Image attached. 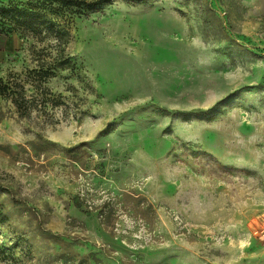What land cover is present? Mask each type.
Returning a JSON list of instances; mask_svg holds the SVG:
<instances>
[{
    "label": "rangeland",
    "instance_id": "374dc122",
    "mask_svg": "<svg viewBox=\"0 0 264 264\" xmlns=\"http://www.w3.org/2000/svg\"><path fill=\"white\" fill-rule=\"evenodd\" d=\"M31 1L74 66L0 98V264H264V0ZM17 34L4 80L59 47Z\"/></svg>",
    "mask_w": 264,
    "mask_h": 264
},
{
    "label": "trees",
    "instance_id": "16d2710c",
    "mask_svg": "<svg viewBox=\"0 0 264 264\" xmlns=\"http://www.w3.org/2000/svg\"><path fill=\"white\" fill-rule=\"evenodd\" d=\"M47 2H49L50 13L54 12V4L57 3L67 10L78 8V12L90 7L84 0H47ZM42 6L39 1H31L29 7L26 8H21L14 2L8 4L0 2V29L2 32L19 36L17 34L19 28L34 37H40L44 31H47L59 44L54 55L48 54L49 59L45 56L39 57L37 67L26 70L23 78L22 74L9 75L7 80L0 78V98L13 104L20 118L30 115L35 109L46 108L47 102L54 98L45 84L59 75L60 68L74 66L72 58L65 54V46L69 43V33L65 23L64 26H61L54 17L44 12L46 6L43 8ZM66 18L69 19V17ZM6 24L13 25V27L8 29ZM27 84H30L32 89L28 90ZM55 104L53 106H57V102ZM4 220L6 218L0 211V222Z\"/></svg>",
    "mask_w": 264,
    "mask_h": 264
},
{
    "label": "crops",
    "instance_id": "0c3cea01",
    "mask_svg": "<svg viewBox=\"0 0 264 264\" xmlns=\"http://www.w3.org/2000/svg\"><path fill=\"white\" fill-rule=\"evenodd\" d=\"M1 3L8 4L13 0H0ZM19 38V36H17ZM20 40V39H19ZM17 40L11 34H6L0 29V57L7 56L15 49Z\"/></svg>",
    "mask_w": 264,
    "mask_h": 264
}]
</instances>
